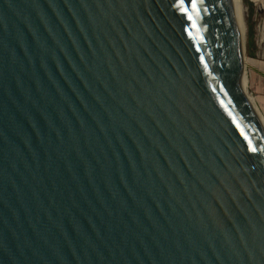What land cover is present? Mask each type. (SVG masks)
<instances>
[{
	"label": "water",
	"instance_id": "obj_1",
	"mask_svg": "<svg viewBox=\"0 0 264 264\" xmlns=\"http://www.w3.org/2000/svg\"><path fill=\"white\" fill-rule=\"evenodd\" d=\"M196 3L0 0V264H264L234 3Z\"/></svg>",
	"mask_w": 264,
	"mask_h": 264
},
{
	"label": "rangeland",
	"instance_id": "obj_2",
	"mask_svg": "<svg viewBox=\"0 0 264 264\" xmlns=\"http://www.w3.org/2000/svg\"><path fill=\"white\" fill-rule=\"evenodd\" d=\"M246 10L243 12V18L246 26L245 37V59L247 62V72L249 77L248 92L255 98L256 105L260 112L264 115V104L261 102V98L254 89L253 79L251 75L252 61L264 63V41L261 39L264 37V9H260L251 0H244Z\"/></svg>",
	"mask_w": 264,
	"mask_h": 264
},
{
	"label": "bare ground",
	"instance_id": "obj_3",
	"mask_svg": "<svg viewBox=\"0 0 264 264\" xmlns=\"http://www.w3.org/2000/svg\"><path fill=\"white\" fill-rule=\"evenodd\" d=\"M254 2L256 5L259 6L260 9H264V0H251ZM234 7H235V14L237 18V22L239 24L240 30H241V38H242V50H243V55H245V37H246V26L243 18V12H245L246 7L244 0H233ZM261 41H264V37L261 39ZM248 72H247V62L246 59L244 61L243 65V74H242V80H241V86L243 88V92L247 95V97L250 99L251 103L257 108L256 105V100L253 98L249 92H248V83H249V77H248ZM258 110V108H257ZM260 114V113H259ZM260 119L261 123L263 124L264 127V115L261 113L260 114Z\"/></svg>",
	"mask_w": 264,
	"mask_h": 264
},
{
	"label": "crops",
	"instance_id": "obj_4",
	"mask_svg": "<svg viewBox=\"0 0 264 264\" xmlns=\"http://www.w3.org/2000/svg\"><path fill=\"white\" fill-rule=\"evenodd\" d=\"M252 61L251 75L253 79V87L261 98V102L264 104V63Z\"/></svg>",
	"mask_w": 264,
	"mask_h": 264
},
{
	"label": "snow or ice",
	"instance_id": "obj_5",
	"mask_svg": "<svg viewBox=\"0 0 264 264\" xmlns=\"http://www.w3.org/2000/svg\"><path fill=\"white\" fill-rule=\"evenodd\" d=\"M180 2H181V4H183V3H184V0H180ZM191 7H192V8H197L196 0H191ZM182 10L185 11V12L188 11L187 8H183ZM189 19H192V17L189 16ZM253 150L255 151V149H253Z\"/></svg>",
	"mask_w": 264,
	"mask_h": 264
}]
</instances>
